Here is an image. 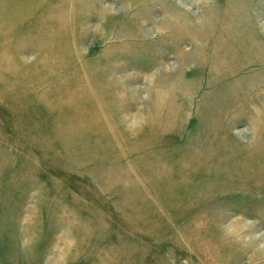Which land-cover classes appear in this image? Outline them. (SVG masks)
<instances>
[{
    "label": "rangeland",
    "instance_id": "rangeland-1",
    "mask_svg": "<svg viewBox=\"0 0 264 264\" xmlns=\"http://www.w3.org/2000/svg\"><path fill=\"white\" fill-rule=\"evenodd\" d=\"M0 10V264L260 262L264 180L243 149L264 113L243 72L212 80L196 60L243 46V0ZM86 87L106 115L80 132L66 120Z\"/></svg>",
    "mask_w": 264,
    "mask_h": 264
},
{
    "label": "bare ground",
    "instance_id": "bare-ground-1",
    "mask_svg": "<svg viewBox=\"0 0 264 264\" xmlns=\"http://www.w3.org/2000/svg\"><path fill=\"white\" fill-rule=\"evenodd\" d=\"M7 1L0 0V3L4 4ZM26 1L29 2V0ZM262 19L264 20V2L262 0H243V46H211L207 50L200 48L198 49L200 55L196 60L201 69L198 72L206 74L212 80H225L234 84L241 79L243 72V98L251 94L253 100L250 104L258 112L264 113V34L261 33L258 24V21ZM79 93L77 92V94ZM89 93L91 94V91L89 92L87 87L82 89L81 98L75 104L77 108L73 109L71 117L66 120L67 125L69 124L74 130L80 132L86 131L88 128H95V125L98 126L101 122L104 114L106 115V113L103 114L101 107L97 109L96 101L93 102L88 99ZM260 114L257 119H254L260 128L254 139L255 144L243 149V158L248 160L250 156L255 154L259 158V166H257L256 171L252 165H244L243 172H251L260 177L259 179L264 180V115ZM150 117L151 125L148 131L155 132L160 128L157 124V117L159 116L156 112H152ZM258 260L260 262L255 264H264L263 256L258 257Z\"/></svg>",
    "mask_w": 264,
    "mask_h": 264
}]
</instances>
